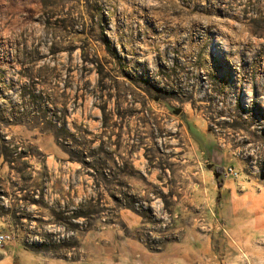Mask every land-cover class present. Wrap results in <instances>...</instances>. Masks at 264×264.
Masks as SVG:
<instances>
[{
    "label": "rangeland",
    "instance_id": "rangeland-1",
    "mask_svg": "<svg viewBox=\"0 0 264 264\" xmlns=\"http://www.w3.org/2000/svg\"><path fill=\"white\" fill-rule=\"evenodd\" d=\"M0 233V264H264V0H0Z\"/></svg>",
    "mask_w": 264,
    "mask_h": 264
},
{
    "label": "built area",
    "instance_id": "built-area-1",
    "mask_svg": "<svg viewBox=\"0 0 264 264\" xmlns=\"http://www.w3.org/2000/svg\"><path fill=\"white\" fill-rule=\"evenodd\" d=\"M231 175L237 176V173L233 169H229ZM12 240V236L9 233H0V246L10 242Z\"/></svg>",
    "mask_w": 264,
    "mask_h": 264
},
{
    "label": "trees",
    "instance_id": "trees-1",
    "mask_svg": "<svg viewBox=\"0 0 264 264\" xmlns=\"http://www.w3.org/2000/svg\"><path fill=\"white\" fill-rule=\"evenodd\" d=\"M214 174L216 176L217 179L220 178V176L223 174V168L222 167H216L215 170H214ZM218 187L221 188L222 187V184L219 180L218 182Z\"/></svg>",
    "mask_w": 264,
    "mask_h": 264
},
{
    "label": "crops",
    "instance_id": "crops-1",
    "mask_svg": "<svg viewBox=\"0 0 264 264\" xmlns=\"http://www.w3.org/2000/svg\"><path fill=\"white\" fill-rule=\"evenodd\" d=\"M6 264H10L9 262H7Z\"/></svg>",
    "mask_w": 264,
    "mask_h": 264
}]
</instances>
